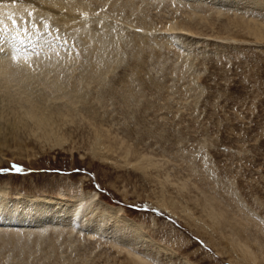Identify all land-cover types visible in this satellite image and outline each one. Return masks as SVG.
Wrapping results in <instances>:
<instances>
[{"label":"rangeland","instance_id":"1","mask_svg":"<svg viewBox=\"0 0 264 264\" xmlns=\"http://www.w3.org/2000/svg\"><path fill=\"white\" fill-rule=\"evenodd\" d=\"M44 1L0 27L5 54L28 57L23 28L63 61L26 97L0 93V264H264V0H61L91 9L70 16Z\"/></svg>","mask_w":264,"mask_h":264},{"label":"bare ground","instance_id":"2","mask_svg":"<svg viewBox=\"0 0 264 264\" xmlns=\"http://www.w3.org/2000/svg\"><path fill=\"white\" fill-rule=\"evenodd\" d=\"M32 4L37 5L38 4L37 0H0V27L2 28L3 26H6L7 22H8V19L11 20L12 17L13 18H15V17L18 18L19 17L18 15H16L17 11H15L13 13V11L16 10L17 7L23 9L22 5H24V7H27V5H32ZM39 7L40 8H45V9L50 8L49 9L50 11L51 10H56V9L66 10L68 12L66 16H70L71 13L76 12V11L78 13L82 12V14H84L85 12L91 10L88 7V5H84L83 3L74 2L72 4L71 3L66 4L65 2H62L61 0H45L44 2H41ZM5 18H7V19L4 20ZM20 25H22V24H20ZM26 31H28V33H25L26 39L24 41L23 40L18 41L16 43L15 47H14V50H15V52L17 54L22 55V56H28V57H25V58L13 57L14 54L12 52H9V51L7 52V54H5V52L3 50V47H1V45H2L3 42H5L8 39L5 38V34H4V38L3 39L0 37V49H1V52H0V93H7V96L10 95L9 94L10 93L9 90L14 87L15 90L17 89L16 92L18 91V94L20 93L21 97L22 96L26 97V94L28 95L29 92H30L29 88H31V86H32L31 84L38 82L39 81L38 77H42V74L40 73V70L45 69V68H52L53 67L52 68L53 69V73H55L56 72L55 68L57 70L60 69V67H59L60 63L63 62L62 60H60V59H58V58H56V57H54L52 55H48V54L42 55V54H40L41 46H38V47L36 46V45H40V43H41V38L39 39V34H38L37 30H35V34H31L29 30H26ZM98 41H99V45L97 46L96 51L94 52V54L91 53L93 55H96V56H94L95 60H100V56L102 54H100L99 56H97V54L100 53V51H102L105 48V45L107 44L106 36L105 35L99 36V40ZM35 52H37V53H35ZM89 66L91 68V64ZM28 79H31V80L28 81ZM40 82L42 84H44L42 82V80ZM51 84L53 85L51 87V89L54 86L58 87V82L57 81H53ZM22 85H23V87L21 89L20 87ZM27 85H29V88H27L28 87ZM34 85H36V84H34ZM5 97H6V95H5ZM13 98H15V97H13ZM2 100H3V96H0V101H2ZM30 100H31L30 97H28L25 100V103H27V105H28L27 109L25 110V115L27 117H29V120L30 119L32 120L33 125H34V130H38V131L42 130V132H43V134L45 136L44 138H47L48 139L47 141L51 140V142L53 143L54 147H63L64 143H65V139L60 134L56 133V131H54V129H52L53 124H51V122H50V119H52V118L50 116H46V114L43 115L42 113H40V109H43L42 107H40V104H38V102L35 101V100H32V101H30ZM20 101H22V100L20 99ZM61 115H62V117H66V113L65 114H61ZM25 124H27V123H25ZM34 134H36V133H34ZM96 135H97V140H98V143H99L96 146L104 148L103 142L101 143V140H102L101 134L98 133ZM96 149H97V147H96ZM94 153L97 154V153H100V151L97 150ZM99 155H101V154H99ZM143 160H146V159L144 158ZM138 163H140V162H138ZM138 166H139V164L134 165V167H136L137 169L139 168ZM139 169H141V167ZM143 169L144 168H142V170ZM0 200L3 203V197L1 195H0ZM2 203H0V206H1ZM16 203L17 202L13 203L12 207L16 208L19 211L20 205L18 203V205L15 206ZM55 209H57V211H55ZM69 209H70V207L67 206V205H59V207H54V208L51 207L49 212H50L51 218H54V217L58 218L61 214H62V217H65V216H67V212L69 211ZM71 209H72V207H71ZM104 210H105V214L106 215L108 213L107 211H109L110 214H111V211H115V212L118 211V210H115V209H112V208H108V207H105ZM36 211L37 212L43 211V206L41 204H37ZM118 212H119L118 215H120V211H118ZM32 213H33V210H31L30 214H32ZM112 216H114V215H112ZM7 217L10 218V216L3 211L2 215H0V220H3L5 223H7L8 222L7 221ZM117 220L120 221V222L122 221L123 226H125L126 228L127 227H128V229L129 228H133L135 230L136 234H138L137 231L140 229L138 226L135 227V226H132L131 224L129 226V222L127 220H125L123 217H119ZM1 224H2V227H4L3 223H0V226H1ZM11 226L14 227L13 229H16L15 227L17 225H11ZM47 231H48V227H40L38 229H23V230L13 231V233L15 234L14 237H16V235H17L18 241L20 242V241H22V239L30 238L31 236L33 237L34 234L36 235V234L39 233L41 235L42 234L44 235ZM13 233H12V235H13ZM8 234H9V232H8ZM45 236H46V234H45ZM41 240H43V239H41ZM15 241H16V239H15ZM37 241H39V240H37ZM26 243H27V240H26ZM20 244H21V242H20ZM24 246L26 247L27 244L24 245ZM251 255L253 256V254H251ZM136 259L138 261V264H150L146 260H143L141 257H138V258L136 257ZM254 259H253V261H254Z\"/></svg>","mask_w":264,"mask_h":264},{"label":"snow or ice","instance_id":"3","mask_svg":"<svg viewBox=\"0 0 264 264\" xmlns=\"http://www.w3.org/2000/svg\"><path fill=\"white\" fill-rule=\"evenodd\" d=\"M11 167H14V168H16V170H19L18 166H11Z\"/></svg>","mask_w":264,"mask_h":264}]
</instances>
